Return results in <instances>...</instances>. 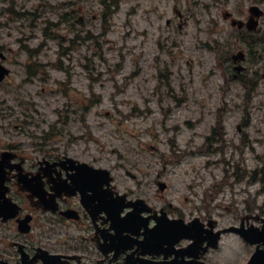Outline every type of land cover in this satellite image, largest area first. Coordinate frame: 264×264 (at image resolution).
<instances>
[{
	"label": "rangeland",
	"instance_id": "1",
	"mask_svg": "<svg viewBox=\"0 0 264 264\" xmlns=\"http://www.w3.org/2000/svg\"><path fill=\"white\" fill-rule=\"evenodd\" d=\"M75 1L77 12L72 14ZM113 1L115 10L104 15L101 0H0L1 62L10 71L0 85V109L29 115L28 129L37 138L54 125L47 144L68 156L98 157L110 164L124 158L128 167L138 163L152 178L161 170L169 185L164 190L168 200L180 196L179 202H189L194 215L202 211L219 226L235 222L248 204L253 214L264 217L263 181H252L247 173L264 166V87L251 96L250 123L238 128L241 91L235 82L224 83L219 48L213 42L210 50L200 46L220 37L232 47L231 36L217 33L224 30L222 3ZM174 3L191 17L180 29L166 23L173 18ZM233 3L223 7L231 11ZM213 19L218 21L216 33H206ZM60 49L66 51L62 59ZM28 54L39 67L33 80L25 81ZM167 82L176 95L183 87L186 102L164 115L161 106L173 105V99L168 86L158 84ZM222 101L227 109L221 119L224 140L198 152L207 149L203 141ZM239 136L244 144L234 148ZM238 162L241 177L234 181ZM251 251L227 233L209 263L242 264Z\"/></svg>",
	"mask_w": 264,
	"mask_h": 264
},
{
	"label": "flooded vegetation",
	"instance_id": "2",
	"mask_svg": "<svg viewBox=\"0 0 264 264\" xmlns=\"http://www.w3.org/2000/svg\"><path fill=\"white\" fill-rule=\"evenodd\" d=\"M220 24L224 30L217 33L235 34L239 50L235 60L232 47L222 57L224 83L235 82L242 98L247 91L254 95L257 87H264V0H234L231 11L222 6ZM183 91L180 86V95H173L175 105L163 107L166 115L186 102ZM25 122L20 119L15 133L0 127L6 138L0 140V259L19 263L29 257L42 262V254H51L58 264H157L153 262L165 257L164 264L209 263L212 249H204L206 244L188 250L198 259L188 258L184 248L190 239L171 246L167 243L178 232L158 230L172 220L187 224L197 217L205 225L211 220L202 211L194 215L189 202H179L180 196L168 200L164 190L169 185L161 170L152 178L138 163L128 167L124 158L110 164L98 157L68 156L26 131ZM215 124L219 126V119ZM248 124L249 119H241L237 126ZM248 208L233 223L244 229L264 225V217Z\"/></svg>",
	"mask_w": 264,
	"mask_h": 264
},
{
	"label": "water",
	"instance_id": "3",
	"mask_svg": "<svg viewBox=\"0 0 264 264\" xmlns=\"http://www.w3.org/2000/svg\"><path fill=\"white\" fill-rule=\"evenodd\" d=\"M7 69H5L2 65H0V80L3 78V76L5 75V73H7ZM173 227L175 229L181 230L182 232H184L185 230H182V227H177L176 225H173ZM234 230H236L237 228H233ZM231 230L229 229H224V231H228ZM238 230V229H237ZM219 234V232H217ZM153 236V234H152ZM191 236V235H189ZM251 241H256V240H264V232H258L257 234H253L252 236H247ZM217 239H215L216 241ZM217 242V241H216ZM55 256H49L47 259H45V263L46 264H56L54 262V258ZM0 264H11V263H7L5 261H1L0 260ZM20 264H37L32 260H27L24 259L22 261V263ZM43 264V263H40ZM246 264H264V250H256L250 257L249 261Z\"/></svg>",
	"mask_w": 264,
	"mask_h": 264
},
{
	"label": "trees",
	"instance_id": "4",
	"mask_svg": "<svg viewBox=\"0 0 264 264\" xmlns=\"http://www.w3.org/2000/svg\"><path fill=\"white\" fill-rule=\"evenodd\" d=\"M105 8H106V9H105L104 15H106L109 6L106 5ZM207 139H208V138H207ZM198 150H199L198 152L206 151V148L201 147V148H199ZM207 150H208V149H207ZM235 167L237 168L236 171H235V179H236V180H239L240 177H241V176H240V171H241L240 167H243V165H240V163L238 162V163L235 165ZM258 169H259V168H258ZM242 170H245V171L247 172V169H245V168H243ZM247 173L250 174V176L253 177V178H256L257 175L260 174V179H263V178H264V166H262L259 170H255V171H253V172L248 171ZM261 175H262V176H261Z\"/></svg>",
	"mask_w": 264,
	"mask_h": 264
}]
</instances>
